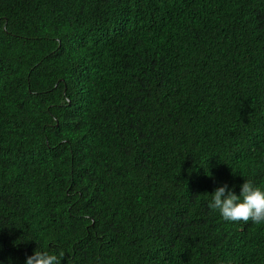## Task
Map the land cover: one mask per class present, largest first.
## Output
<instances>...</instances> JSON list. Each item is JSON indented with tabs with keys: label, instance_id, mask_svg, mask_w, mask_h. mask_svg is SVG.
Returning <instances> with one entry per match:
<instances>
[{
	"label": "trees",
	"instance_id": "trees-1",
	"mask_svg": "<svg viewBox=\"0 0 264 264\" xmlns=\"http://www.w3.org/2000/svg\"><path fill=\"white\" fill-rule=\"evenodd\" d=\"M264 0H0V264H264Z\"/></svg>",
	"mask_w": 264,
	"mask_h": 264
},
{
	"label": "clouds",
	"instance_id": "clouds-1",
	"mask_svg": "<svg viewBox=\"0 0 264 264\" xmlns=\"http://www.w3.org/2000/svg\"><path fill=\"white\" fill-rule=\"evenodd\" d=\"M209 196L211 197L209 209L218 211L225 221L264 223V190L255 186L251 180H245L240 187L239 195L225 184L217 187ZM63 258V252L56 254L37 248L27 257L26 264H61Z\"/></svg>",
	"mask_w": 264,
	"mask_h": 264
}]
</instances>
